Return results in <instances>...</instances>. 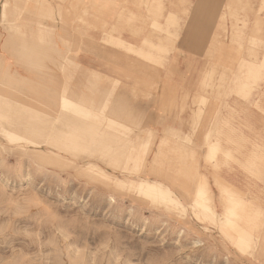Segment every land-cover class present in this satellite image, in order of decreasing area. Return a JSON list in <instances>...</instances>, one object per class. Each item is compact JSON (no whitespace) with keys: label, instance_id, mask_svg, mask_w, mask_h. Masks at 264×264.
I'll return each instance as SVG.
<instances>
[{"label":"rangeland","instance_id":"1","mask_svg":"<svg viewBox=\"0 0 264 264\" xmlns=\"http://www.w3.org/2000/svg\"><path fill=\"white\" fill-rule=\"evenodd\" d=\"M17 1L21 7L11 0L10 18L26 21L20 27L28 32L9 28L11 22L0 24L1 40L13 44L19 37L33 39L31 29L42 18L48 25L44 39L35 40L50 39L52 45L53 39L61 47V54L50 50L51 63L46 57L37 62L44 65L42 74L37 65V80L50 77L45 82L55 88L67 80L81 88L92 78L96 92L112 91L113 101L125 94L118 100L137 117L132 124H150L154 142L148 162L138 167L136 161L130 163L136 173L126 172L124 164L113 166L114 159L104 153L101 158L76 159L61 152L66 157L34 160L0 143V264H264V202L212 175L264 173V0ZM42 5H49L50 12L41 10ZM249 60L263 62L262 68L243 67ZM77 61L99 76L81 70ZM11 62L22 74L33 75L18 61ZM249 67L256 79L243 78L242 70L248 72ZM5 88L2 93H17ZM100 125L107 127L104 121ZM214 125L221 131L213 136L221 139L211 159L219 158L217 168L205 160V133ZM174 132L186 136L175 142ZM194 141L198 148L187 151L186 144L192 147ZM104 146H99L102 151ZM87 147L84 154H90ZM253 149L262 154L250 169L242 159ZM90 163L115 178L95 174L85 166ZM117 177L158 180L167 192H207L204 198L235 191L243 198H235L238 203L225 204L220 196L214 205L221 212L233 206L241 213H233L229 224H213L189 201L181 211L175 210L138 193L135 184L120 186ZM215 179L223 181V189L216 187ZM256 208L263 209L261 214ZM236 215L243 229L233 226ZM246 217L252 221L246 222Z\"/></svg>","mask_w":264,"mask_h":264},{"label":"bare ground","instance_id":"2","mask_svg":"<svg viewBox=\"0 0 264 264\" xmlns=\"http://www.w3.org/2000/svg\"><path fill=\"white\" fill-rule=\"evenodd\" d=\"M14 1L16 8L21 7V5L18 3L17 0ZM10 4H11V0H0V7L2 8V13L0 15L1 18L0 24L1 25L3 24L5 26L7 23L11 22L10 25L12 26H10L9 28L13 27L11 29L14 30L16 29L17 32L21 34H26V32L28 31L20 27V24L25 25L24 23H26V21L22 23V22H17L15 19L12 20V18H10V11H11ZM42 9H46V11L50 12L49 5H46L44 8L42 5L41 10ZM11 14L14 15L19 13H14V14L11 13ZM46 23L47 21L44 23L42 18H40V20L37 22V28L31 29L30 34H32V37H34L33 39L31 38L22 39L21 37H19V39H16L15 43L11 44L9 43L8 39L1 40L2 38L0 36V85H1L0 122L6 125V126L0 125V137H2V139H0L1 145L11 150L21 151V152L24 151L26 153H29L30 157L33 158L34 160H37V158L52 159L56 157L62 159L66 157L63 154H61V152L64 154L70 153L72 156H75L76 159H85V158L90 159V157L101 158L100 156L103 155L104 153L103 157L106 156L107 158V156L110 155L111 157L108 158L114 159V164H116V162L119 160V162H117L116 165L113 164V166H117L118 164L120 165L124 164L123 169L126 170V172L136 173V171H132L130 169V167L132 166V164L130 163L132 161H136L135 164L138 167V164H145L146 162L149 161V156L151 153L150 150L154 142L153 128L147 126L146 124L143 125L142 122L139 123V125L132 124V122H134L137 119V117L132 116L130 112L131 109L129 111L125 110L126 106L122 107L123 102L120 103L119 101L121 100H118V98L119 99L124 98L126 97V95L119 93L118 95H116L113 101L112 98L114 95H112L113 93L112 91L109 90L107 94L106 92H100V91L96 92L94 87L95 83L93 82L92 78H88V85L90 84L89 85L90 87L85 86L86 84H84L81 88L76 86L75 84H72L67 80L64 84L60 86H56V88L50 85L49 83L45 82L47 80H50V77L49 79L43 77L41 80H37V65L39 66L38 70L40 69L39 70L40 74H42V67L44 66L43 65L41 67L42 64L37 62H39V60L42 61L44 57L47 58V56H51L52 55L50 54L51 49H53V52L56 51V54L58 53L61 54V47L59 46L57 41L52 39L51 40L52 45H51L50 39L46 43L45 41L43 43H39L35 40V38L40 39V41L44 39L43 32L45 31L46 26H48L46 25ZM47 31L49 32V30ZM9 32H11V30H9ZM9 36H10L9 39H11L12 35ZM121 40L124 43L127 42L126 39L121 38ZM130 45L133 44L130 43ZM7 48L8 49L10 48L11 55L9 56H6L2 52V49H7ZM142 48L139 47V49L143 50ZM65 58L66 60L67 59L73 60V58H68L67 56H64V59ZM13 59L18 61L19 64H23L27 70L33 72V75H27V74L25 75L22 74L18 69L12 68L11 65H13L14 62L12 63L11 61H14ZM56 59L58 58L54 57L55 61ZM47 60L49 62L51 61V59L49 60L48 58ZM54 60H52V62H54ZM57 61L61 62L59 60ZM246 62L248 64L245 65L244 63L243 67L251 66V68H255V66L259 67V65H261V63L256 64L255 62H252L250 60ZM58 64L59 63H57L56 65ZM75 64L81 70L93 74L92 76L94 77L99 76L97 74V71H94V69L91 66H86L84 63H81L79 61L75 62ZM60 65L64 67L63 62L60 63ZM262 65L260 66L261 68ZM251 68L249 67L248 69ZM249 71L251 72L252 69L248 70V72L246 70H242L243 78L251 79L254 77V79H256L255 78L256 73L253 72L250 73ZM105 76L108 77V75ZM258 78L259 77H257V79ZM243 83L250 84L251 80L248 81L245 80L243 81ZM244 84H242V86H246ZM5 86H7L10 89L16 90L17 93H14L12 91L11 93H2L4 92L3 89H7L5 88ZM85 87L88 88L86 89ZM37 88L40 90L37 91ZM241 89L244 92L245 88L243 89V87H241ZM239 91L241 92V90ZM199 118L201 117L199 116ZM46 121L51 123L50 124L42 123ZM103 121L106 123L107 127H102L100 125L103 124ZM8 125L19 128L23 132L18 134V132L10 130ZM214 126L215 127L212 128V131H210V133H208V131H207L208 134L205 133L206 138L204 142L206 145L208 144L206 146L207 151L205 155V160L207 164L210 165V167L217 168L219 166L218 163L219 158L216 161H212L211 159L216 154L219 146H221L220 144L221 139L213 138V136L215 134H218L217 132L220 131L218 125H214ZM101 130L103 131L101 132ZM180 133L178 132L173 133L175 137L173 140L175 142L177 141L178 138L183 137V135L181 136ZM100 136L101 138L99 139ZM180 140L182 141V138ZM101 143L105 144L104 146L105 150L103 149V151L102 148L99 147ZM190 143H192V140ZM94 144H97L98 146H93ZM193 144L194 145L192 147L191 145H189V143L186 144L187 148L190 147L191 150L196 145L195 141ZM84 145L85 147L88 145L87 150L90 151L88 152L90 154H86V152L84 154L83 152L84 151L83 148H85L83 147ZM90 145H92L93 147ZM112 145L115 148V150H113V147L111 148V150L113 151L110 150V147ZM52 147L56 148L57 151L55 152L49 149ZM188 150L189 148L187 149V151ZM76 151H81L83 153L78 154ZM252 151L253 154L251 155L249 154V158L242 159L244 161L243 163L249 164L250 169L253 168L255 164H257L259 159L258 156L262 154L261 151L259 150L253 149ZM194 152L195 151L192 150L193 154H195ZM117 153L119 155L116 156L117 158H115L114 155H116ZM209 160L211 161V163H208ZM194 161H195V157H194ZM85 166L92 171L95 170L96 171V172L94 171L95 174L103 177L104 179L115 178L114 174H111L110 172L104 170L103 168H100V166H98L97 163H90ZM192 166L194 167V165ZM93 167L95 169H92ZM137 173H141V171ZM213 174L220 180L226 181L228 184H230V186L234 187V190L237 189L238 192L241 191L243 194L245 193L246 195L251 196L253 199L255 200L257 199V201L259 200L260 202H264V173H212V175ZM151 175L160 177L155 173H151ZM203 176H205L204 173ZM116 179L115 182L120 186L123 184V182L135 184L137 186L138 193L144 194L146 197H150L151 199L152 198L155 199L156 203L157 202L165 203L167 207L175 210L181 211L183 209L182 207L185 208V205L183 204L185 202H181L182 199L187 202L189 201L190 205L194 204L197 206L200 215L202 216L204 215L206 218L212 221L211 223L213 224H217V225L229 224V222L235 216V215L233 216V213L236 214L239 210V209L236 210V207L229 206L227 211H225L226 209L225 208L224 211L221 212L214 205V201L216 199H219L220 196H222L220 199L223 200L224 203L229 201L231 203V201H235V198H238L239 196V195L236 196L234 194V193L237 194V192L235 191L234 192L231 191L232 192L231 193L230 191L227 190L226 195L225 193H223V191H221L223 194L220 196L219 194H217V192H213L211 196L209 195L208 198L206 197L204 198L203 196H207L208 194L207 195H203V194H206L207 192L203 194L200 193L199 195V193L195 192L196 190L195 191L188 190L185 192H174L171 188L170 190L172 192L169 189L167 192V190L162 187L161 182H159L158 180L152 181L137 177H126V179L117 177ZM216 180L217 179H215V181ZM198 181L200 180H197L196 182ZM206 181L208 180H205V182L203 181V183L207 184ZM219 181H216L215 185L217 188L221 187V189H223L222 188V186L224 185L222 184L223 181L222 182ZM199 184L200 183H198L197 185L200 186ZM197 187L195 189L198 190ZM170 194L172 196H170ZM180 196H182V199L180 198ZM239 198L242 197L239 196ZM110 199L111 201H115L114 196L112 195L110 196ZM245 200L246 199H244L243 201L244 203ZM238 201L235 202L238 203ZM253 205H255V203ZM240 206L241 203H239L237 208H241ZM247 206L248 205H246V207ZM225 207H227V205ZM239 211L241 213V210ZM255 211H257V208ZM260 211L259 212L257 211V213H260ZM241 215H243V213ZM236 216H237L236 219L238 220V217H240V221H241V216L240 215H236ZM247 219L248 217H246L245 221ZM250 221L252 220L249 219L248 222ZM236 225L239 228H242L244 226V224L240 223L239 220L233 223V226ZM245 230H247V228H245ZM248 231L249 229L246 232Z\"/></svg>","mask_w":264,"mask_h":264},{"label":"crops","instance_id":"3","mask_svg":"<svg viewBox=\"0 0 264 264\" xmlns=\"http://www.w3.org/2000/svg\"><path fill=\"white\" fill-rule=\"evenodd\" d=\"M1 13H2V8L0 7V15H1ZM2 52L5 54V53H9L10 54V48L8 49H2ZM6 55V54H5ZM11 55V54H10ZM6 56H8V55H6ZM147 126H150V124H146ZM150 127H152V126H150ZM220 144H221V140H220ZM228 152V151H227ZM226 152V153H227ZM227 154H229V153H227ZM227 154H226V157H227ZM180 198H181V196H180ZM182 199V198H181ZM181 202H187V201H184V200H182ZM185 203H183V204H185Z\"/></svg>","mask_w":264,"mask_h":264}]
</instances>
